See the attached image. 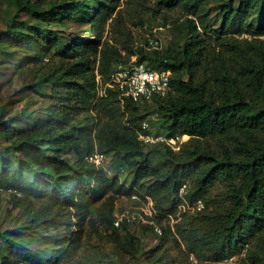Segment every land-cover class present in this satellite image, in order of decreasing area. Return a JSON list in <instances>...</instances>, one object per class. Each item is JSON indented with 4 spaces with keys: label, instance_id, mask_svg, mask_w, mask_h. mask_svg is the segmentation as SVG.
<instances>
[{
    "label": "trees",
    "instance_id": "16d2710c",
    "mask_svg": "<svg viewBox=\"0 0 264 264\" xmlns=\"http://www.w3.org/2000/svg\"><path fill=\"white\" fill-rule=\"evenodd\" d=\"M93 1L12 0L17 11L0 29V64L19 49L35 64L58 57L31 85L49 100L45 117L21 129L0 108V187L21 194L18 205L30 217V225L0 230V264H71L84 245L83 224L51 236L58 247L32 246L33 227L57 228L66 209L88 218L110 245L107 253L96 250V264H175L163 242L144 256L138 229L114 224L118 195L134 193L153 199L156 219H179L177 240L204 264H233L224 261L242 253L245 263L264 264V0H159L186 11L189 37L178 47L135 53L137 62L171 71L169 92L141 102L122 99L113 87L101 92L98 75L104 85L116 64L132 58L122 59L103 39L109 21L119 19L121 0H99L91 10ZM211 1L223 13L215 31L204 14ZM76 17L85 18L93 37L68 47L41 27ZM247 30L254 36L240 37ZM148 101L156 117L143 129L140 103ZM153 127L190 138L179 150L140 138ZM96 152L110 156L114 175L89 160ZM122 170L129 180L122 181ZM217 182L224 191L215 204L209 191Z\"/></svg>",
    "mask_w": 264,
    "mask_h": 264
},
{
    "label": "rangeland",
    "instance_id": "374dc122",
    "mask_svg": "<svg viewBox=\"0 0 264 264\" xmlns=\"http://www.w3.org/2000/svg\"><path fill=\"white\" fill-rule=\"evenodd\" d=\"M98 1L94 0L92 2L91 10ZM16 11L17 7L12 0H0V29L8 24ZM118 13L119 19L109 21L103 39L118 48L122 59H127L129 56L132 58L141 47L151 50H165L170 46L178 47L183 45L189 37L186 26V19L189 15L181 7L170 8L159 3V0H121ZM204 14L214 31L222 26L223 13L220 3L216 1L209 2L205 6ZM20 17L22 16L20 15ZM41 27H43L46 34L51 33V36H60L65 47L74 45L76 42H85V40L93 37L85 18H83V21L78 17L65 22L56 20L51 23H43ZM253 36L249 30L240 35V37L249 38ZM156 40L159 41L157 48L151 44L152 41ZM5 59H9L8 63L3 62L0 64V108L4 107L8 110L9 112L6 114L11 124L16 128L22 129L25 128L27 122L46 116L49 100L43 94L36 92L31 85L35 75L39 74V69H45L58 57L52 53L44 59V62L35 64L29 60L31 59L29 52L19 49L15 56H12V58L7 56ZM20 61L26 62L19 68L16 65ZM150 103L151 101H148L140 103V105L142 111L147 113L146 120L153 124V118L156 117V114L148 105ZM21 109L26 112L23 117H17L16 112ZM14 112L15 114H13ZM151 133L161 132L157 127H153ZM189 138L190 135L185 137L184 141ZM71 156L73 158L74 155L71 153ZM99 166H102L110 176L115 174L110 156H105ZM118 174L122 181L130 179V174L127 170H122ZM223 191L224 186L221 183L217 182L211 187L209 197L214 199L215 204L221 201L218 198ZM16 194L13 189L7 190L0 187V230L30 225V217L26 214L23 207L18 205V197L22 198L23 196L19 193L16 196ZM143 200L147 204V207H145L149 212V209H152L151 205L145 199ZM131 205L133 203L130 195H118L115 213ZM94 207L92 208V214H90L93 217L96 216ZM198 207H204V201H200ZM64 213L66 214L65 216L59 215L56 217V221L59 224L57 228L50 226L46 222L33 227L32 230L38 242L32 246L35 248L51 246L52 249L53 247H58L57 244L50 241L51 236L61 237L69 235L72 230L78 229V224H83L86 231V235L83 237L84 245L72 256L70 263L96 264L94 262L96 250L99 248L107 253L110 251V245L100 241L98 231L93 232L88 218L83 219L76 209H72L71 212L66 209ZM156 215H158V210H155L152 216H148L150 223H136L130 226L132 229H138V232L141 233L144 256L147 251L158 247L163 242L162 251L164 250L172 261H175V264H204V261L196 258L194 254H189L190 251L183 239L178 237L177 240L175 224L179 219L172 215L171 217H161L158 220ZM155 224L161 226V233L154 230ZM143 225H150L151 228L144 230ZM243 254L235 255L225 260L224 263L248 264L242 260Z\"/></svg>",
    "mask_w": 264,
    "mask_h": 264
},
{
    "label": "built area",
    "instance_id": "2783aa9c",
    "mask_svg": "<svg viewBox=\"0 0 264 264\" xmlns=\"http://www.w3.org/2000/svg\"><path fill=\"white\" fill-rule=\"evenodd\" d=\"M151 44L157 48L159 41H152ZM98 81L102 85V93H105L106 87H113L119 91L122 99L130 98L134 101L141 102L151 100L156 95L164 96L169 92L171 71L157 70L151 68L146 63H139L137 62V55H135L129 61H121L116 64L104 85L100 75H98ZM142 127L143 129H148L150 127L149 121H144ZM188 136V134L168 135L166 133H142L140 138L148 143H165L174 150H179L185 142L184 138ZM104 157V154L96 152L89 156V160L99 166L102 164ZM186 187L187 184H184L181 191H184ZM130 197L133 205L117 211L115 213L114 224L119 226L121 223H129L132 225L136 223H150L148 216H152L156 210L153 199L148 195L141 197L137 193L132 194ZM142 198L151 205L152 209H149V212L146 209L147 204H145ZM154 230L160 233L162 232L161 226L156 224L154 225Z\"/></svg>",
    "mask_w": 264,
    "mask_h": 264
}]
</instances>
